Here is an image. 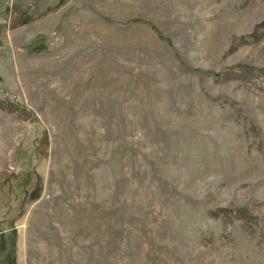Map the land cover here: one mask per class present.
Segmentation results:
<instances>
[{"label": "rangeland", "instance_id": "rangeland-1", "mask_svg": "<svg viewBox=\"0 0 264 264\" xmlns=\"http://www.w3.org/2000/svg\"><path fill=\"white\" fill-rule=\"evenodd\" d=\"M0 264H264V0H5Z\"/></svg>", "mask_w": 264, "mask_h": 264}, {"label": "crops", "instance_id": "crops-1", "mask_svg": "<svg viewBox=\"0 0 264 264\" xmlns=\"http://www.w3.org/2000/svg\"><path fill=\"white\" fill-rule=\"evenodd\" d=\"M8 4L5 0H0V9H7Z\"/></svg>", "mask_w": 264, "mask_h": 264}]
</instances>
